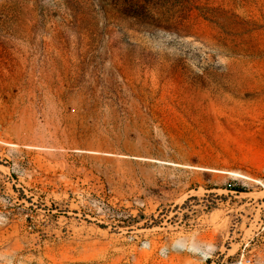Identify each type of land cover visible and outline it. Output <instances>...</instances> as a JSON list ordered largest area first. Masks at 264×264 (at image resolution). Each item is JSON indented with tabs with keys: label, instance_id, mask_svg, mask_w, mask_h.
I'll list each match as a JSON object with an SVG mask.
<instances>
[{
	"label": "rangeland",
	"instance_id": "obj_1",
	"mask_svg": "<svg viewBox=\"0 0 264 264\" xmlns=\"http://www.w3.org/2000/svg\"><path fill=\"white\" fill-rule=\"evenodd\" d=\"M258 233L264 0H0V264H212Z\"/></svg>",
	"mask_w": 264,
	"mask_h": 264
},
{
	"label": "built area",
	"instance_id": "obj_2",
	"mask_svg": "<svg viewBox=\"0 0 264 264\" xmlns=\"http://www.w3.org/2000/svg\"><path fill=\"white\" fill-rule=\"evenodd\" d=\"M230 188H232V185H230ZM259 236L260 233H258L252 240L248 241L236 257L229 260L226 258L221 260L220 257H217L212 264H264V256L262 253L264 252V238H259ZM256 238L258 239L255 240ZM259 247H262L263 249L258 251Z\"/></svg>",
	"mask_w": 264,
	"mask_h": 264
},
{
	"label": "bare ground",
	"instance_id": "obj_3",
	"mask_svg": "<svg viewBox=\"0 0 264 264\" xmlns=\"http://www.w3.org/2000/svg\"><path fill=\"white\" fill-rule=\"evenodd\" d=\"M199 254V252L197 251V250H193L192 251V256L194 255V256H197ZM207 256H203V258H206ZM194 263V261H192V260H189V258H186V260H185V264H193Z\"/></svg>",
	"mask_w": 264,
	"mask_h": 264
},
{
	"label": "trees",
	"instance_id": "obj_4",
	"mask_svg": "<svg viewBox=\"0 0 264 264\" xmlns=\"http://www.w3.org/2000/svg\"><path fill=\"white\" fill-rule=\"evenodd\" d=\"M238 191H239V192H243V190H242V189H238Z\"/></svg>",
	"mask_w": 264,
	"mask_h": 264
}]
</instances>
